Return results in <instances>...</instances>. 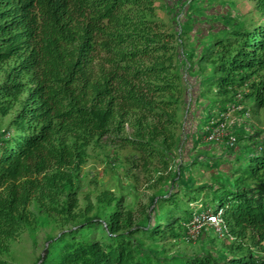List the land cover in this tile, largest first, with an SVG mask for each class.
Segmentation results:
<instances>
[{
  "label": "trees",
  "instance_id": "1",
  "mask_svg": "<svg viewBox=\"0 0 264 264\" xmlns=\"http://www.w3.org/2000/svg\"><path fill=\"white\" fill-rule=\"evenodd\" d=\"M153 1L0 0V113L19 105L14 129L0 133V241L27 224L34 190L42 185L39 175L45 188L63 179L72 184L68 175L80 171L96 136L130 123L136 137L126 140L137 147L154 151L153 142L161 140L163 149L177 148L187 90L196 88L197 106L207 83L224 105L241 91L249 108L264 109V0H258L263 20L256 25L207 34L195 29V59L185 50L187 70ZM196 20L190 14L180 24L184 29ZM205 61L212 65L209 74ZM255 147L232 161L239 167L232 164L230 173L199 188L220 192L202 210L224 209L228 233L222 238L232 242L223 252L206 248L163 260L144 252L136 234L177 237L182 226L185 235L194 213L189 199L199 196L171 190L159 197L147 226H134L123 197H101L73 227L50 239L40 264H264V152ZM232 173L238 174L235 184L228 180ZM75 193L67 194V212L77 205ZM98 228L107 230L108 242L89 238Z\"/></svg>",
  "mask_w": 264,
  "mask_h": 264
},
{
  "label": "rangeland",
  "instance_id": "2",
  "mask_svg": "<svg viewBox=\"0 0 264 264\" xmlns=\"http://www.w3.org/2000/svg\"><path fill=\"white\" fill-rule=\"evenodd\" d=\"M183 1L154 0L153 2L156 18L165 23L167 30L174 32L173 42L178 48L179 55L181 56L182 41V46L191 61L195 59L192 56V46L198 40L194 35L195 29L204 28L207 34L210 30L218 31L223 26H227L228 29L235 28L240 23L253 26L263 20L258 8V0H213L205 3L202 0L196 3L194 0ZM189 4L194 5L191 7ZM190 14L195 15L198 20L187 27L184 26L181 33L180 21H184ZM203 66L205 73L209 74L212 65L205 61ZM4 77V71L0 72V82ZM208 88V84L204 83L202 100L198 101L200 115L196 131L193 133L196 147H188L189 134L187 128H183L185 117L194 103V96L191 100L187 94L182 100L175 129L176 136L180 138L179 146L174 150H170L167 146L163 149L161 140L153 142L156 148L154 151L137 147L126 140L136 137L130 123H126L119 131L113 130L106 136L100 138L96 136L93 139L87 146V159L82 163L80 171L68 175V178L72 179V184L69 186L67 179H63L52 188H45V179L39 175L42 185L34 190L36 198L34 197L28 207L30 215L27 224L14 237L6 239L5 242L0 241V264H40L50 239L73 227L90 204H96L97 200L107 195L123 197L124 210L132 212L134 226H147L156 214L159 197L168 195L171 190L180 194L183 190L198 195L200 199H189L188 203L189 209L194 212L202 211L203 206L208 202L211 205L210 198L219 197L220 192L212 191L207 187L213 184L214 177L222 176L224 170L230 173L231 166L217 156L204 155L201 148L205 143L203 138L206 126L212 117L217 116L225 107L216 90H206ZM252 106L253 108L248 106L251 111V117L247 121L250 129L237 133L236 147L237 151L249 152L250 155L255 152V146L264 141V109ZM18 108L19 105L7 115L0 113L2 130L7 127L14 129L13 119ZM205 144L209 145L210 142L207 141ZM185 159L189 161L188 164L182 163ZM235 166L239 167L234 163L233 167ZM219 171L221 173H218ZM237 177L238 174L232 173L228 180L231 184H235ZM204 185L207 187L200 190L199 188ZM70 189L76 191L77 205L67 212L64 210V204ZM214 205L217 206L218 202ZM177 228L180 232L177 237L153 239L143 233L136 234L135 237L142 244L145 253L152 254L156 258L160 257L162 260L203 252L206 248L212 252H223L222 248L226 249L232 242L220 237L212 228L204 230L196 242H188L183 236L184 227ZM89 238L101 242L109 241L108 232L103 228L91 231Z\"/></svg>",
  "mask_w": 264,
  "mask_h": 264
},
{
  "label": "built area",
  "instance_id": "3",
  "mask_svg": "<svg viewBox=\"0 0 264 264\" xmlns=\"http://www.w3.org/2000/svg\"><path fill=\"white\" fill-rule=\"evenodd\" d=\"M181 33L182 25L180 24ZM181 55H183L186 60L187 70L190 66V62L186 59L185 49L182 46L181 41ZM187 72L185 73V76ZM192 90H188V95L192 100ZM243 95L240 92L237 93L235 99L229 102L225 108L219 111L217 116L212 117L210 123L206 126L205 129V139L211 143H224L228 148L237 147L238 135L232 127V121L234 120V114L236 112L241 113V120H248L251 117V111L242 101ZM3 130L0 128V133ZM10 132L6 134L9 136ZM264 140V139H263ZM258 151L264 152V141L259 143ZM208 228H212L220 237H224L228 233L226 227V220L224 218V209L218 208L217 210L207 209L200 212H194L190 221L186 226V232L184 238L188 242H196L202 232Z\"/></svg>",
  "mask_w": 264,
  "mask_h": 264
},
{
  "label": "crops",
  "instance_id": "4",
  "mask_svg": "<svg viewBox=\"0 0 264 264\" xmlns=\"http://www.w3.org/2000/svg\"><path fill=\"white\" fill-rule=\"evenodd\" d=\"M193 83V82H192ZM196 88L194 87V90H192V92L194 93V103H193V107L188 111L187 113V117H185V122H184V126L183 128H187V133L189 134V146L190 148L192 147H196L195 146V142H194V137H193V133L196 131V126H197V121H198V117L200 115V110L198 108L197 104V94L195 90ZM188 94V90L186 92ZM250 102H245L244 104L248 107ZM226 106V105H225ZM198 108V109H196ZM236 116L234 117V120L232 121V127L233 130H235V132L237 133H243V131H247L248 129H250V126H248V120H241L242 117H238L239 115H241V113L236 112L235 114ZM247 129V130H244ZM241 135V134H240ZM187 137V135H186ZM204 142L206 143L207 140L205 139V136L203 138ZM209 142V141H208ZM203 144L201 146L202 150L204 151V155L208 154L211 155L213 157L217 158H221L222 160L227 161V163H229V165L231 166L230 162L232 163V161H235L239 154L242 151H238V152H230L229 149L224 143H211L209 145ZM227 148V149H226ZM228 150V151H227ZM229 152V153H228ZM227 171H223L222 174H225ZM218 173H221L220 171Z\"/></svg>",
  "mask_w": 264,
  "mask_h": 264
}]
</instances>
